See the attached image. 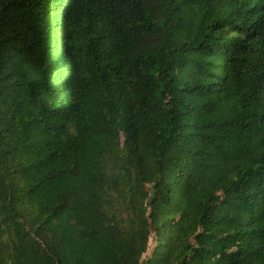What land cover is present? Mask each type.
<instances>
[{
	"label": "trees",
	"instance_id": "trees-1",
	"mask_svg": "<svg viewBox=\"0 0 264 264\" xmlns=\"http://www.w3.org/2000/svg\"><path fill=\"white\" fill-rule=\"evenodd\" d=\"M0 264H264V0H0Z\"/></svg>",
	"mask_w": 264,
	"mask_h": 264
},
{
	"label": "rangeland",
	"instance_id": "rangeland-1",
	"mask_svg": "<svg viewBox=\"0 0 264 264\" xmlns=\"http://www.w3.org/2000/svg\"><path fill=\"white\" fill-rule=\"evenodd\" d=\"M148 244H149L148 248H147L146 252L143 254V260H148L151 257L153 251L155 250V248L158 244V237H157L155 230H153V229L151 231V235H150Z\"/></svg>",
	"mask_w": 264,
	"mask_h": 264
}]
</instances>
